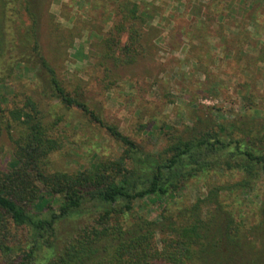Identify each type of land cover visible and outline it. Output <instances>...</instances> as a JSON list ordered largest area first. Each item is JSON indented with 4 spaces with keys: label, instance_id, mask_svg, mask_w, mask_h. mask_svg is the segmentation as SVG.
I'll return each instance as SVG.
<instances>
[{
    "label": "trees",
    "instance_id": "16d2710c",
    "mask_svg": "<svg viewBox=\"0 0 264 264\" xmlns=\"http://www.w3.org/2000/svg\"><path fill=\"white\" fill-rule=\"evenodd\" d=\"M116 2L119 18L98 34V66L106 70L144 55L145 28L158 11L136 0ZM52 4L0 0V86L20 67L33 70L44 92L89 115L124 150L91 170H51L49 155L61 144L44 125L38 102L25 95L7 118L15 131L14 163L0 174V264H264V195L252 206L246 201L264 181V119L221 120L222 108L207 106L182 129L164 125L166 144L145 150L63 85L41 42L47 24L52 32L60 28ZM76 28L65 36L78 38ZM256 60L264 64V44ZM246 96V107L256 106L254 94ZM206 172L242 176L231 183L218 178L204 197L164 209L159 220L139 216L129 223L138 201L176 195L190 178ZM47 195L63 200L54 207ZM14 229L26 230V242L12 244Z\"/></svg>",
    "mask_w": 264,
    "mask_h": 264
},
{
    "label": "rangeland",
    "instance_id": "374dc122",
    "mask_svg": "<svg viewBox=\"0 0 264 264\" xmlns=\"http://www.w3.org/2000/svg\"><path fill=\"white\" fill-rule=\"evenodd\" d=\"M136 1L158 8L151 26L145 28V53L132 65L106 70L98 66V34H106L119 18L116 0H53L51 12L60 28L52 32L47 24L41 42L68 91L147 151H158L166 144L164 125L182 129L192 124L198 109L207 106L222 108L217 113L221 120L238 115L264 119V64L256 60L264 44V0ZM63 12L76 22L61 17ZM75 26L72 33L79 37L73 40L65 33ZM38 85L33 70L20 67L10 82L0 86L5 109L4 114L0 111V174L14 163L10 135L15 131L8 127L7 118L25 95L38 102L44 125L61 144L49 155L51 170H91L101 161L120 158L124 148L104 126ZM249 93L254 94L252 108L246 107ZM211 173L190 178L176 195L138 201L129 223L139 216L159 220L164 209L204 197L207 186L218 178L231 183L242 176ZM263 195L264 181L246 201L252 206ZM46 198L54 207L63 200ZM12 233L14 246L21 238L26 242V230Z\"/></svg>",
    "mask_w": 264,
    "mask_h": 264
}]
</instances>
